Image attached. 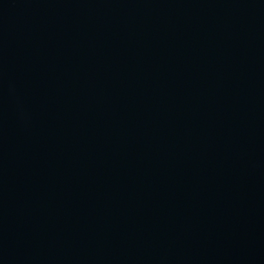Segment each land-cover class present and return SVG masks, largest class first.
<instances>
[{"label": "water", "instance_id": "95a60500", "mask_svg": "<svg viewBox=\"0 0 264 264\" xmlns=\"http://www.w3.org/2000/svg\"><path fill=\"white\" fill-rule=\"evenodd\" d=\"M0 264H264V0H0Z\"/></svg>", "mask_w": 264, "mask_h": 264}]
</instances>
